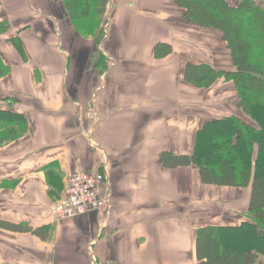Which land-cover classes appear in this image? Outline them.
Returning a JSON list of instances; mask_svg holds the SVG:
<instances>
[{
    "label": "crops",
    "instance_id": "0c3cea01",
    "mask_svg": "<svg viewBox=\"0 0 264 264\" xmlns=\"http://www.w3.org/2000/svg\"><path fill=\"white\" fill-rule=\"evenodd\" d=\"M107 6L99 35L81 31L62 0H0L11 68L0 106L28 123L0 146V264H202L200 228L253 223L250 187L203 184L195 165L163 163L191 155L207 121H249L233 83L183 78L187 63L232 68L221 34L184 22L174 0ZM90 170L103 173L109 208L56 219L66 177Z\"/></svg>",
    "mask_w": 264,
    "mask_h": 264
},
{
    "label": "trees",
    "instance_id": "16d2710c",
    "mask_svg": "<svg viewBox=\"0 0 264 264\" xmlns=\"http://www.w3.org/2000/svg\"><path fill=\"white\" fill-rule=\"evenodd\" d=\"M72 22L81 31L95 33L88 22L102 23L109 0H62ZM182 9V20L202 28L216 29L226 43L232 68L216 69L207 63H187L183 78L198 88H208L219 79L231 82L243 122L230 115L207 121L197 131L191 155L165 153L167 167L193 164L207 185L250 187L248 214L253 223L237 227L208 225L197 232V255L202 264H262L264 256V7L253 0H174ZM9 24L0 21V35ZM99 35H101V30ZM8 41L23 54L21 41ZM166 44L155 49L159 56ZM169 49V48H168ZM0 54V78L10 72ZM13 101L6 97L3 101ZM14 102V101H13ZM12 106V105H11ZM11 106H0V146L22 138L27 118ZM2 224V223H0ZM19 229H25L20 227ZM241 238L234 243L233 240ZM243 240V241H242Z\"/></svg>",
    "mask_w": 264,
    "mask_h": 264
},
{
    "label": "built area",
    "instance_id": "2783aa9c",
    "mask_svg": "<svg viewBox=\"0 0 264 264\" xmlns=\"http://www.w3.org/2000/svg\"><path fill=\"white\" fill-rule=\"evenodd\" d=\"M109 208V192L103 173L80 171L68 175L51 210L58 220Z\"/></svg>",
    "mask_w": 264,
    "mask_h": 264
},
{
    "label": "rangeland",
    "instance_id": "374dc122",
    "mask_svg": "<svg viewBox=\"0 0 264 264\" xmlns=\"http://www.w3.org/2000/svg\"><path fill=\"white\" fill-rule=\"evenodd\" d=\"M233 1H237V0H233ZM253 1H255L257 4L264 7V0H253ZM106 11H107V8H106ZM93 20H94V22H88L90 26L92 25V30L94 29V25L96 28L95 31L100 30V28H102V23L100 24V22L98 21V18H96V17ZM102 21H103V18H102ZM240 239H241L240 237L236 238L235 240H233V242L236 243V242L240 241Z\"/></svg>",
    "mask_w": 264,
    "mask_h": 264
},
{
    "label": "water",
    "instance_id": "95a60500",
    "mask_svg": "<svg viewBox=\"0 0 264 264\" xmlns=\"http://www.w3.org/2000/svg\"><path fill=\"white\" fill-rule=\"evenodd\" d=\"M9 105L11 106L12 104H11V103H9Z\"/></svg>",
    "mask_w": 264,
    "mask_h": 264
}]
</instances>
